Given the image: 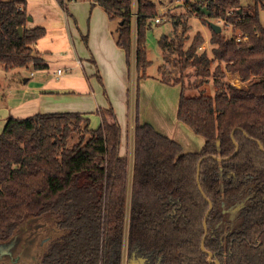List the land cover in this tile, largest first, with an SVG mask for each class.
Listing matches in <instances>:
<instances>
[{
  "label": "trees",
  "instance_id": "obj_1",
  "mask_svg": "<svg viewBox=\"0 0 264 264\" xmlns=\"http://www.w3.org/2000/svg\"><path fill=\"white\" fill-rule=\"evenodd\" d=\"M94 1L112 22H118L114 35L130 72L133 0ZM22 4L25 8L20 11ZM26 6V0L0 1V63L6 70L29 64L47 68L34 50L47 31L28 27ZM190 7L188 16L234 25L231 38L223 34V26L220 34L210 27V52L199 53L206 43L201 33L186 50L169 36L159 41L163 54H177L182 74L173 82L162 77L163 83L179 85L192 69L199 86L212 79L217 89L213 97H187L182 86L177 118L205 140L201 151L184 153L179 143L140 119L138 83L149 77L151 66L146 33L160 12L153 1L138 0L132 163L128 155H121L122 128L112 107L101 110L102 125L97 129L81 113L10 117L0 134V241L27 218L52 212L65 234L50 242L42 264H112L123 251L127 231L130 251L139 250L152 264L160 259V264H208L201 251L203 221L209 211L205 194L213 204L206 249L223 250L216 230L222 204L245 200L241 227L229 237L227 264H264V26L260 18L264 0L246 5L242 0H204ZM239 36L248 41L237 42ZM91 62L95 64L94 59ZM158 71L163 74L162 66ZM226 73L249 85H230ZM95 76L102 81L98 71ZM73 136L78 141L69 148Z\"/></svg>",
  "mask_w": 264,
  "mask_h": 264
},
{
  "label": "crops",
  "instance_id": "obj_2",
  "mask_svg": "<svg viewBox=\"0 0 264 264\" xmlns=\"http://www.w3.org/2000/svg\"><path fill=\"white\" fill-rule=\"evenodd\" d=\"M57 3L60 5L58 1ZM77 3L78 1L74 2L70 10L67 9L68 13L64 9L66 12L64 28L60 27V24L56 22L51 25L36 26L43 27L47 31L45 38L34 47L36 54L47 65V68L43 69V71L49 70L50 63L56 61V58L53 57L54 52H62L65 56L72 53L76 56L75 60H77V63L80 62L78 66H84L81 57L86 58L94 68H97L98 65L105 76V80H113V88H117V92L106 93L105 96L103 93L98 96L96 92L94 95H92V92L79 93L69 87V82L52 85L53 83L46 76L38 79V77L36 78L37 73L31 72L29 77L24 80L22 86L18 87L16 91L13 90L10 96L4 97V101L0 103V134L4 131L7 120L10 117H15L25 110H33L37 114L69 112L86 114L91 120V127L97 129L102 125L101 110H108L112 107L122 128L121 155L131 157L127 144L129 143L130 146L132 144L134 149L135 115L133 120L128 83L131 78L130 73L132 72L136 75L133 54L132 68L129 72L125 52L116 43L114 35L116 27H113L114 22L109 19L105 10L92 0L83 2V6H81L83 10L80 12L78 11L79 5ZM60 7L62 6L60 5ZM159 10L163 13L164 9L159 8ZM28 27L31 28L30 26ZM46 37L49 38L46 40ZM80 38L84 42L85 38L87 39L86 49ZM93 59L95 64L91 62ZM63 75L60 76L56 73L58 78L63 77ZM148 75L147 79L142 80L139 88L141 121L151 124L159 133L179 143L184 153L200 152L204 147L205 140L178 121L176 113L178 114L179 103L178 106L176 105V112L172 119L169 117L166 107L168 106V100L162 94H168L174 98L176 86L163 83L161 81L162 77L159 75L153 76L149 73ZM228 76L230 75L228 74ZM236 81L240 82L239 80ZM233 82L235 83V81ZM147 100L151 104V112L148 109ZM93 119H95L94 126ZM128 134L130 135V140Z\"/></svg>",
  "mask_w": 264,
  "mask_h": 264
},
{
  "label": "rangeland",
  "instance_id": "obj_3",
  "mask_svg": "<svg viewBox=\"0 0 264 264\" xmlns=\"http://www.w3.org/2000/svg\"><path fill=\"white\" fill-rule=\"evenodd\" d=\"M0 1H10V0H0ZM92 0H79L78 5L79 9L78 11L82 12L83 10V2H89ZM153 1L158 8L164 9L163 13L159 10L161 19L160 23H153L152 27L147 31L146 33V46L148 51V58L151 61V66L148 69V73L153 76H161L164 77L166 81L173 82L176 80L181 79V69L177 64V54L171 53L168 51L166 54H163V51L161 50L159 46V41L162 38V36L166 35L169 36L170 39L176 40V42H182L184 49H188L191 45L194 37L201 33L204 38L206 39V43L204 44L205 47H207V50L210 52L212 49V45L210 43L212 31L210 28V25L208 22L202 21L200 18L195 16H188L189 11L191 10V5L196 4L197 2H204V0H151ZM252 0H242L243 4L251 3ZM27 3V13L30 18H32V22L28 23V26L31 28H34L36 26H43V25H51L54 22L59 23L60 27L64 28L65 26V16L67 9L70 10V7L74 5V2L68 3L66 2L64 4V8L60 7L58 5L56 0H26ZM64 9H66L64 11ZM138 11V0H133V12L137 13ZM68 13V12H67ZM169 14V15H168ZM170 16L175 17L174 19ZM260 18L261 22L264 26V10L260 9ZM88 19V14H87ZM137 19L134 20V22ZM211 22L217 23V20L211 19L209 20ZM132 20V38H133V58L135 60V52L137 47V30L136 25L134 24ZM74 25V23H73ZM118 22L113 23V27H117ZM134 25V27H133ZM77 26V25H75ZM221 26V25H220ZM223 28V34L227 38H231L233 36L232 28H226L224 24H222ZM221 26V27H222ZM49 31L50 28H48ZM234 30V29H233ZM87 35V34H85ZM49 37H46V40ZM81 43L83 44L84 48L86 49V41L84 42L82 38H80ZM201 53V51H199ZM53 57L56 58V61L50 63L49 70H41L36 69L33 64H29L25 68H13L6 70L3 65L0 63V103L4 101V97L10 96V93L13 92V90H17L18 87L22 86L24 83V80L26 77H29L31 72L37 73L36 78L38 79L42 78L43 76H46V78H49L52 85H57L59 83L69 82V87L72 89H75L79 93H91L92 95L95 94V92L100 96V94L103 93L105 96L106 93H112L117 92V88H113V80L107 79L105 80V76L103 75L100 67L97 65V68L92 66L88 60L84 57H81L83 60L84 66H78L77 60H75L76 56L74 54L70 53L69 55L65 56L62 52H54ZM65 57V59H63ZM85 63V64H84ZM135 63V61H134ZM163 68V74H159L158 69L159 67ZM217 66V63L213 65V69ZM223 69L225 65L223 64ZM58 69L65 70V73L63 77H56V73ZM99 72L100 77L102 78V81L100 82L98 78L95 76V74ZM130 82L128 83V91H129V101L131 106V115L132 119L135 115V89H136V75L135 73H130ZM228 74L230 76H228ZM33 78V77H32ZM230 78V79H229ZM34 80V79H33ZM236 80H239L240 82H237ZM235 81V83L233 82ZM139 81V88L140 83ZM199 78L193 73L192 69H189L183 78V83L176 85V95L174 98L171 95L168 94H162L164 97H167L168 100V106L167 111L169 114L170 119L174 116V113L176 112V105L178 106L179 98L181 97V93L183 91L184 86V92L187 97H197L201 95L211 96L213 97L216 93V88L214 86L213 80L208 84H205L203 86L198 85ZM225 82L229 83L232 86H235L237 88H246L249 85L248 83L241 82L238 75L226 73ZM51 85V86H52ZM175 86V85H171ZM16 93V92H14ZM16 95V94H15ZM161 95V96H162ZM142 97V94H141ZM143 98V97H142ZM148 109H152L151 104L149 101H146ZM24 109V108H23ZM151 112V111H150ZM37 114V112H33V110H25L24 112H20V114H17L16 118H28L33 115ZM177 116V113H176ZM177 118V117H176ZM134 120V119H133ZM133 125H134V121ZM95 124V119H93V126ZM129 140L130 135L128 134ZM128 140V141H129ZM78 141V136H73L71 140L69 141L68 147L72 148L75 143ZM127 150L131 157V163H132V153L133 148L132 144H127ZM52 225H50L49 235H56L54 232L53 225L57 222H51ZM58 229V228H57ZM61 231L60 229H58ZM62 233V232H61ZM61 235V234H60ZM59 235V236H60ZM58 236V235H57Z\"/></svg>",
  "mask_w": 264,
  "mask_h": 264
},
{
  "label": "water",
  "instance_id": "obj_4",
  "mask_svg": "<svg viewBox=\"0 0 264 264\" xmlns=\"http://www.w3.org/2000/svg\"><path fill=\"white\" fill-rule=\"evenodd\" d=\"M204 13L206 14V16H209V13L206 9H204ZM29 22H32V18L29 19ZM208 24L216 34H220L222 32V28L220 25L209 20ZM19 32L20 36L22 37L23 29L21 28ZM234 134L235 131L232 134V140L236 147L235 154H237L239 151V145L234 138ZM218 146H220V142H218ZM260 148L261 150H263L262 146H260ZM211 158L218 162L223 161V159L220 157L211 156ZM203 160L204 159L200 160L198 164V182L200 178L201 164ZM200 190L202 191L201 187ZM203 196L207 200V202L210 203L205 194H203ZM212 208L213 206L210 203V209L208 211L207 216L212 211ZM51 222H57V224L55 223V225H53L52 227L54 228V232L56 235H49L50 225H52ZM57 228L58 218L54 216L52 212L45 213L41 216H32L27 218L16 227L12 235L7 240L0 241V260H30L32 258L34 260H37L38 255H40L42 259L48 249L50 242L65 234L63 230L59 231V228ZM204 228L205 238L202 243V250L209 255V260H212L213 254L205 249V240L208 235L206 220L204 222ZM113 264L120 263L118 260H116Z\"/></svg>",
  "mask_w": 264,
  "mask_h": 264
},
{
  "label": "flooded vegetation",
  "instance_id": "obj_5",
  "mask_svg": "<svg viewBox=\"0 0 264 264\" xmlns=\"http://www.w3.org/2000/svg\"><path fill=\"white\" fill-rule=\"evenodd\" d=\"M210 203H209V209H210ZM245 205H246L245 200H240V201L233 203V204H227L226 202H224L222 204V213H221V214H223L222 220L220 221V223H218L216 225V230L220 234V242H221V246H222L223 250L218 251V252H212V251H209L206 249V240L210 235V230L208 227L207 220H208V217L212 211L209 213L208 216H207V214H208V212H207V214L204 218V221H203V228H204L205 220H206V224H207V228H208V235H207V238L205 240V249L213 254L212 260H209V255L202 250V243H203V240L205 238V234H204V238L201 242V251L207 255L206 262L208 264H227L226 257L228 254L227 251H228V246H229V237L232 233L236 232L241 227L242 220H243L241 218V212H242L243 208H245ZM212 206H213V204H212ZM212 210H213V208H212ZM213 232H211V233H213ZM204 233H205V228H204ZM220 255H222V258L220 257ZM116 260H118L120 264H152V259L150 257H148L147 255L141 254L139 250L130 251L129 245H128V231H127V236L125 238V244L123 247V251L121 254H119L115 258L114 261H116ZM114 261H113V263H114ZM42 262H43V260H41L40 255H38L37 260H34L33 258L30 260H0V264H42ZM160 263H161V259L158 260V262H156L155 264H160Z\"/></svg>",
  "mask_w": 264,
  "mask_h": 264
},
{
  "label": "built area",
  "instance_id": "obj_6",
  "mask_svg": "<svg viewBox=\"0 0 264 264\" xmlns=\"http://www.w3.org/2000/svg\"><path fill=\"white\" fill-rule=\"evenodd\" d=\"M63 1V3L65 4L66 2H68V3H73V2H76V1H79V0H62ZM24 8H25V5H20L19 6V10L20 11H22V10H24ZM233 14V12H229L228 13V15L230 16V15H232ZM138 18V14L137 13H134L133 12V17H132V20H133V22H134V20H136ZM161 22V19L160 18H157L156 20H155V23H160ZM134 24L136 25V27H137V23H136V21L134 22ZM217 24V23H216ZM222 24H224V26L226 27V28H232V31H233V29H234V25L233 24H231V23H229V22H227L226 20H220V21H218V25H221L222 26ZM133 27H134V25H133ZM136 30H137V28H136ZM232 37H234V35L232 36ZM243 41H248V37H242V36H239L238 38H237V42H243ZM207 50V47H205V45H203L202 47H200L199 48V51H201V53H203L204 51H206ZM79 64H80V62H78ZM65 73V70H62V69H59L58 71H57V74L58 75H63Z\"/></svg>",
  "mask_w": 264,
  "mask_h": 264
}]
</instances>
